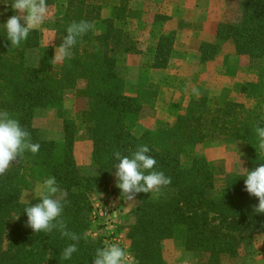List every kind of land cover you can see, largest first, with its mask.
Here are the masks:
<instances>
[{
	"label": "trees",
	"instance_id": "obj_1",
	"mask_svg": "<svg viewBox=\"0 0 264 264\" xmlns=\"http://www.w3.org/2000/svg\"><path fill=\"white\" fill-rule=\"evenodd\" d=\"M131 2L47 0L53 17L43 26L54 30L58 46L72 22L85 20L94 25L104 8L110 12L104 32L92 28L78 39L73 58L56 64L54 46L41 45L37 28L19 47L11 46L4 24L14 14L12 0H0V111L18 119L32 142L40 144L37 154L25 152L0 176V264H93L96 250L104 247L101 239L92 241L86 235L92 209L88 193L110 183L118 163L116 151L131 157L139 145L149 147L148 154L157 161L155 170L170 177L171 184L159 193L137 194L134 221L127 231L135 264H165L163 245L168 239L186 251L205 255V264H223L225 258L238 256L242 240L264 235V214L254 213L252 207L258 199L244 191L247 171L264 164L255 132L257 126L264 127L260 105L192 97L185 113L176 115L173 123L138 132L148 94L145 88H139L135 96L125 93L119 61L124 54L138 52L137 35L128 25L135 29L149 25L155 40L153 68L168 66L176 31L165 28L168 17L160 13L144 22ZM241 2L240 19L219 22L215 42L199 44L198 63L211 60L228 40L237 55L254 63L264 59V0ZM79 80H84L85 86L75 95L87 100L86 108L73 115L65 111L61 137L48 135L36 126V114L62 108L66 91L76 89ZM80 129L91 141L90 165L97 167L95 174L83 173L75 160L74 144ZM214 138L240 141L246 150L245 169L225 174L216 190L212 164L194 153L196 144ZM49 177H55L67 201L62 218L68 230L80 237L78 251L69 260L61 254L74 241L56 230L36 234L26 226L24 208L40 200L35 196L23 202L22 192Z\"/></svg>",
	"mask_w": 264,
	"mask_h": 264
},
{
	"label": "rangeland",
	"instance_id": "obj_2",
	"mask_svg": "<svg viewBox=\"0 0 264 264\" xmlns=\"http://www.w3.org/2000/svg\"><path fill=\"white\" fill-rule=\"evenodd\" d=\"M131 3L141 11L144 22L147 18L151 22L150 16L160 13L168 17L165 28L176 31L168 66L153 68L155 40L149 33V25L136 29L128 25L137 35L138 52L124 54L119 61V71L126 81L125 93L135 96L139 88H145L148 94V105L140 113L138 132L144 128L157 130L163 123H173L176 115L185 113L192 97L220 101L230 99L245 102L248 106L260 105L264 117V59L254 63L246 56L237 55L232 41L228 40L211 60L197 62L199 44L202 41L215 42L219 22H237L240 19L241 0H132ZM109 14V8H104L101 17L94 23L96 33L105 31V20ZM52 17L53 8H49L46 20ZM43 25L37 28L41 45H53L55 55L58 45L54 44V30ZM84 86L85 81L79 80L76 89L67 90L62 108L40 110L35 116L36 126L59 139L65 111L73 115L87 106L85 98L75 95V91ZM193 89H198L200 95H194ZM84 133L82 129L77 133L74 157L83 173L95 174L97 167L90 165L92 144ZM194 153L204 156L212 164L215 190L222 186L225 174L245 169L246 150L240 141L228 142L223 138L206 140L194 146ZM117 182L114 171L108 185L88 193L92 209L86 235L92 241L101 239L103 247L119 244L128 252L129 264H135L127 231L134 221L132 209L137 198L128 201L116 186ZM38 185L42 184L37 183L32 189L22 192L23 202L27 203L36 196ZM263 241L264 235L245 238L239 243L238 256L225 258L223 264H264ZM163 258L165 264H205L206 260L205 255L186 251L172 239L164 242Z\"/></svg>",
	"mask_w": 264,
	"mask_h": 264
},
{
	"label": "clouds",
	"instance_id": "obj_3",
	"mask_svg": "<svg viewBox=\"0 0 264 264\" xmlns=\"http://www.w3.org/2000/svg\"><path fill=\"white\" fill-rule=\"evenodd\" d=\"M11 8L17 14L10 16L4 28L7 40L12 47H19L27 41L30 31L41 26L47 19L49 7L47 0H12ZM94 25L81 20L72 22L66 29L62 43L55 49L53 62H62L73 58V48L78 39L87 34ZM193 94L199 96V90L193 89ZM258 137V148L264 152V127L255 128ZM39 143H33L30 133L21 126L18 119L13 118L8 111H0V176H3L19 162L25 152L37 154ZM147 145H139L131 155L122 156L119 151L114 153L118 163L115 164L117 187L128 201L136 200L139 193H159L160 190L171 184V178L164 172L155 170L157 161L150 156ZM244 191L258 199V204L253 205L256 214H264V164L248 170L244 181ZM36 197L40 202L34 206H27L24 211L27 215L26 226L34 233L50 234L58 231L61 237H66L74 243L67 245L61 258L69 260L78 251L77 244L80 237L69 231L65 220L62 218L64 205L63 194L55 177H49L37 186ZM18 218V217H17ZM93 264H129V254L119 244L113 243L104 248H98Z\"/></svg>",
	"mask_w": 264,
	"mask_h": 264
}]
</instances>
